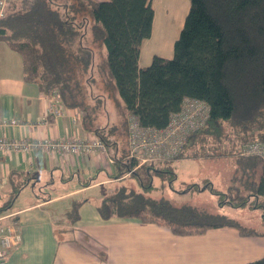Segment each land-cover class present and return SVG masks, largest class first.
<instances>
[{"label": "trees", "instance_id": "obj_1", "mask_svg": "<svg viewBox=\"0 0 264 264\" xmlns=\"http://www.w3.org/2000/svg\"><path fill=\"white\" fill-rule=\"evenodd\" d=\"M154 15L153 0H11L0 18V41L21 54L27 81L82 110L84 126L108 148L111 145L102 130L110 124L99 122V108L104 107L107 94L104 89L96 93L94 81L104 86L115 80L128 130L132 115L143 126L165 128L186 97L205 100L210 116L189 135L178 157L237 156V166L248 173L244 182L248 193L240 195L258 200L256 207L263 210L264 159L243 158L240 151L248 141L264 140V0H190L174 55H154L148 65L140 66L142 42L152 34ZM93 43L106 49L101 61L96 49L101 47ZM114 156L115 169L121 172L115 177L132 172L137 164L124 161L118 153ZM170 161L163 162L168 167L157 172L162 177L170 175L172 186L176 172ZM258 167L261 173L255 180ZM25 182L19 181L12 197L0 203V213L11 209ZM206 184L203 188L192 184L186 190L209 188L220 196V206L247 203L246 199L223 200L227 193L210 181ZM114 196L105 197L99 205L103 218L160 223L183 235L225 226L236 227L244 235L260 234L227 215H214L191 204L176 206L167 198L153 199L125 189ZM78 206L75 203L70 212L72 221L79 217ZM246 264H264V255Z\"/></svg>", "mask_w": 264, "mask_h": 264}, {"label": "crops", "instance_id": "obj_2", "mask_svg": "<svg viewBox=\"0 0 264 264\" xmlns=\"http://www.w3.org/2000/svg\"><path fill=\"white\" fill-rule=\"evenodd\" d=\"M144 58L141 51L140 66H144ZM96 88L97 93L104 89L98 82ZM57 100V95L42 93L36 82L24 78L21 54L0 41V120L18 122L0 124V136L57 139L97 135L84 126L82 110ZM108 103L107 96L104 107L99 108L103 125L111 124ZM54 110H62V114L50 112L45 123L39 122ZM108 149V154H61L43 148L0 153V203L12 197L19 181L26 180L7 211L15 213L20 241L0 264H246L264 255L260 243L264 230L244 235L236 227L225 226L183 235L160 223L103 218L98 207L111 191L105 186L127 180L126 176L115 177V163H110L112 155H120V145ZM180 160L204 165L207 158L171 160L176 179ZM62 186L68 188L60 190ZM24 192L26 200L16 205ZM75 203H79V217L72 221Z\"/></svg>", "mask_w": 264, "mask_h": 264}, {"label": "rangeland", "instance_id": "obj_3", "mask_svg": "<svg viewBox=\"0 0 264 264\" xmlns=\"http://www.w3.org/2000/svg\"><path fill=\"white\" fill-rule=\"evenodd\" d=\"M153 5L155 15L152 34L142 42L141 46L142 54L145 56L141 64L144 66L151 62L154 55L164 57H172L174 55L175 41L179 37L184 25L186 15L190 8V0H153ZM96 44L101 47L96 48L97 59L101 61L106 53V49L100 43ZM96 82L94 81V86L97 93ZM103 88L109 99L108 109L106 110L109 112L111 124L110 127L103 129L102 132L111 146L120 145V157L124 161L130 162L134 158L129 157V150H127L129 149V130L126 125L124 102L113 78ZM232 157H222L219 160H210L207 158L204 165L194 160H180L177 164L178 178L172 182V186L169 184L170 175L165 174L162 177L157 172L158 169L168 167L163 162H146L144 164L137 162L132 172L124 174L126 177L123 178H127V180L105 187L111 190L108 193L110 194L109 196L115 197L114 195L121 191V189H125L127 192L134 190L138 194H143L153 199L167 198L176 206L191 204L198 208L206 209L214 215H227L247 229L264 230V209L262 210L256 207L258 200L242 196L248 193L244 184L247 180L248 173H245L237 166V156L233 157L234 159ZM113 158H115L114 155L110 157L111 164L116 162ZM243 158H249V156L245 155ZM111 159L113 160L112 162ZM115 171L117 174H121V172L119 173L120 170L115 169ZM260 173L261 168L258 167L257 174L253 175V179L258 180ZM207 181L212 182L217 189H221L227 193L221 196L223 200L229 199L238 202L246 199L247 203L240 207H234L227 203L220 206L218 203L220 196L212 193L209 188V190L204 192L192 190L195 192L181 193L188 192L186 189L192 184L198 183L201 186L200 188L208 187V184H206ZM141 183L142 185H140ZM150 183H153V185L148 190L145 187L150 185ZM67 188V186H62L60 190ZM24 195L25 192L16 201V205L26 200ZM259 199L262 198L260 197ZM261 237L264 239V236ZM260 241L261 245L264 246V240ZM261 253L263 254L264 251H261Z\"/></svg>", "mask_w": 264, "mask_h": 264}, {"label": "built area", "instance_id": "obj_4", "mask_svg": "<svg viewBox=\"0 0 264 264\" xmlns=\"http://www.w3.org/2000/svg\"><path fill=\"white\" fill-rule=\"evenodd\" d=\"M11 0H0V18L5 15ZM58 102L62 103L58 95ZM50 112L62 114V110L48 111L39 122L45 123ZM210 116V106L205 100L186 97L178 112L171 115L165 128L143 126L138 117L129 119L130 158L139 164L161 163L177 158L191 133L202 127ZM15 119L0 120V124H17ZM43 148L61 154H90L95 151L109 153L107 144L98 135L84 138L78 134L67 137H21L0 136V153L10 154ZM242 155L258 156L264 159V140H252L243 144ZM114 159V158H113ZM113 160L111 159V162ZM20 241L18 221L14 212L0 213V259L6 258L10 249Z\"/></svg>", "mask_w": 264, "mask_h": 264}]
</instances>
